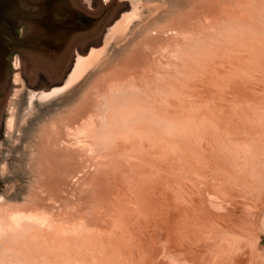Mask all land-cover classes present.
<instances>
[{
  "label": "rangeland",
  "instance_id": "rangeland-1",
  "mask_svg": "<svg viewBox=\"0 0 264 264\" xmlns=\"http://www.w3.org/2000/svg\"><path fill=\"white\" fill-rule=\"evenodd\" d=\"M94 1L61 82L13 58L0 264H264V0Z\"/></svg>",
  "mask_w": 264,
  "mask_h": 264
},
{
  "label": "water",
  "instance_id": "water-1",
  "mask_svg": "<svg viewBox=\"0 0 264 264\" xmlns=\"http://www.w3.org/2000/svg\"><path fill=\"white\" fill-rule=\"evenodd\" d=\"M0 0V110L5 103L12 87V55L16 52L24 53L28 58H40L51 84L62 80V73L66 70H57L52 66L56 63L58 53L55 51L56 42L69 32L66 25L69 19L84 17L88 19L91 13L80 2L78 13L74 14L67 9L69 4L63 1L52 0ZM118 7L117 2L103 6L99 14L91 17L95 24L99 23L100 30L95 34L87 35L79 40V46L85 47L92 40H98L102 30L111 22ZM55 10L50 13V10ZM91 14V16H90ZM26 25L25 36L20 35V29ZM84 30V29H83ZM82 32V28L75 33ZM55 48V49H54ZM71 64V61H68Z\"/></svg>",
  "mask_w": 264,
  "mask_h": 264
},
{
  "label": "flooded vegetation",
  "instance_id": "flooded-vegetation-1",
  "mask_svg": "<svg viewBox=\"0 0 264 264\" xmlns=\"http://www.w3.org/2000/svg\"><path fill=\"white\" fill-rule=\"evenodd\" d=\"M38 1V0H36ZM54 1V0H53ZM63 1V3L69 4L66 6H70L67 10L69 12H72L74 14L78 13L79 7L81 5H84L87 7V10L89 11L91 17H95V14H99L100 11L102 10L103 6L100 5V2L96 1H87V0H82L81 5L79 0H59L58 2ZM105 1V0H104ZM86 2V3H85ZM52 3V0H49L47 2V5H50ZM104 5H107V2H104ZM55 10H50V13L54 12ZM89 17L88 19H85L84 17H80L77 19H69V23L66 25L68 27L69 32L66 36L62 37L56 42V49L55 51L59 54L58 57L56 58V63L52 66L53 68L57 70H67L70 69L71 66H73V57L75 54H77L79 51L82 50V46H79V40L81 38H84L87 35H93L95 34V30L99 31L100 26L99 23L94 22V20ZM82 28V32H77L75 33V30ZM28 27L24 25L19 31L21 36H25L26 30ZM84 29V30H83ZM93 41V40H92ZM13 58H14V63L19 62L20 60L23 62H27L28 66H31L32 68L35 69H42L44 65L42 60L40 58H35L33 59V63L28 62L29 58L22 52H16L12 55V63H13ZM17 60V61H16ZM68 61H71V64H68ZM26 62L24 63L26 66ZM16 66V65H15ZM72 68V67H71Z\"/></svg>",
  "mask_w": 264,
  "mask_h": 264
},
{
  "label": "bare ground",
  "instance_id": "bare-ground-1",
  "mask_svg": "<svg viewBox=\"0 0 264 264\" xmlns=\"http://www.w3.org/2000/svg\"><path fill=\"white\" fill-rule=\"evenodd\" d=\"M82 1V0H81ZM84 6V5H83ZM86 9H87V7L86 6H84ZM26 62V61H25ZM25 62H23V61H19L17 64H16V79H15V83L16 84H18V81H20L19 80V77H20V75H21V72H23V69H25L24 67H25ZM28 62H32L33 63V59H31V58H29V60H28ZM28 63L26 62V66H28L27 65ZM38 71H42V72H44L46 75H47V70H46V68H42V69H37ZM14 85V84H13ZM16 87V86H15Z\"/></svg>",
  "mask_w": 264,
  "mask_h": 264
}]
</instances>
